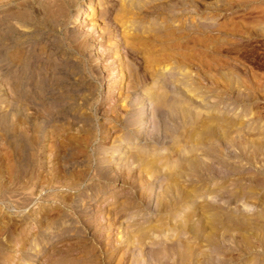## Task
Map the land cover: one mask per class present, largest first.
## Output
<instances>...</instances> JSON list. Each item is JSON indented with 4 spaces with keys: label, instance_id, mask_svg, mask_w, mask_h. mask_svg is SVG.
<instances>
[{
    "label": "rangeland",
    "instance_id": "1",
    "mask_svg": "<svg viewBox=\"0 0 264 264\" xmlns=\"http://www.w3.org/2000/svg\"><path fill=\"white\" fill-rule=\"evenodd\" d=\"M172 244L264 264V0H0V264Z\"/></svg>",
    "mask_w": 264,
    "mask_h": 264
},
{
    "label": "bare ground",
    "instance_id": "2",
    "mask_svg": "<svg viewBox=\"0 0 264 264\" xmlns=\"http://www.w3.org/2000/svg\"><path fill=\"white\" fill-rule=\"evenodd\" d=\"M99 7V4L97 3V2H88V3H85L84 2V4L82 5V11H80L79 13H78V17H77V19H76V17H75V19L74 20H76V21H78V20H81L82 19V17H83V15H86V13L89 11V12H95L96 11V9ZM80 9V10H81ZM73 13V12H72ZM71 13V14H72ZM70 17H71V15H70ZM85 20H86V17L84 18ZM90 19V18H89ZM19 29V28H18ZM19 31V30H18ZM13 33V32H12ZM19 34H20V32H17V33H15L14 35H12V36H15V35H18L19 36ZM7 35V34H6ZM5 35V36H6ZM19 41H17V43L16 44H19L18 43ZM157 62H159L158 61V59H152L151 60V69H150V74L151 75H153V78H156V76H157V74H158V70L156 69V65L158 64ZM164 65V64H163ZM124 65H123V63H120L119 64V67H120V73H121V83H123V79H124V76H126V78H127V81L129 80V82H132L133 83V85H138L142 80H141V77H140V74H137V75H135V76H132L131 74H130V71L126 68V67H123ZM162 68V67H161ZM126 70V71H125ZM162 72H163V69L161 70ZM160 87H164V84H161L160 85ZM158 103H159V112L160 113H165V108H164V106H165V101H164V99L162 100V101H158ZM157 111H158V108H157ZM159 114V113H158ZM162 116H164V114H162L161 115V118H162ZM165 118L167 117V116H164ZM164 119V118H163ZM165 121V120H164ZM145 157V154H142V153H139V159L140 158H144ZM135 158H136V156H135ZM144 161V160H143ZM151 168H154V162H151ZM148 167V166H147ZM164 204V206H165V208L167 207H169V205H168V203L167 202H164L163 203ZM151 230H153V228H149L148 229V231H147V228L146 227H141L139 230H137L136 231V233H135V235H137V234H139L140 232H145V231H147V233L144 235V236H142V238L141 237H138L137 238V241H134V244H142V242L144 241V239L147 237V236H149L148 234H149V232L151 231ZM53 238V237H52ZM47 241V240H46ZM46 241H44V243L46 242ZM37 242V241H36ZM147 256H148V254H146ZM192 255H193V252H192V250L190 249V248H182V247H177L176 245H170V246H168V247H166V249L165 250H163V251H157V252H154V254H152V256L153 257H151V261H156L157 260V258H167V257H170V256H173V257H175V256H177L178 257V259H175V260H173V262L171 263L170 261H168V262H164V263H166V264H186V262H187V260L189 259V258H191L192 257ZM155 257H157V258H155Z\"/></svg>",
    "mask_w": 264,
    "mask_h": 264
}]
</instances>
